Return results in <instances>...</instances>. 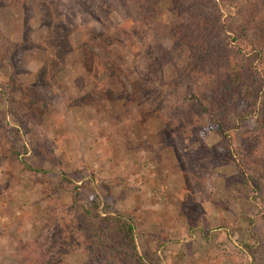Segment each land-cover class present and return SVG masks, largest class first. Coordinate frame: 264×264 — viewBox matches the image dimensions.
<instances>
[{
    "label": "rangeland",
    "instance_id": "1",
    "mask_svg": "<svg viewBox=\"0 0 264 264\" xmlns=\"http://www.w3.org/2000/svg\"><path fill=\"white\" fill-rule=\"evenodd\" d=\"M131 1L0 0V264H264V185H228L258 175L263 117L217 133L179 15ZM222 11L240 26L237 4ZM93 200L133 217V261L91 253Z\"/></svg>",
    "mask_w": 264,
    "mask_h": 264
},
{
    "label": "trees",
    "instance_id": "2",
    "mask_svg": "<svg viewBox=\"0 0 264 264\" xmlns=\"http://www.w3.org/2000/svg\"><path fill=\"white\" fill-rule=\"evenodd\" d=\"M146 1L150 4L155 1L160 13L171 11L179 15L180 22L173 28V35L177 42L186 41L188 44L189 60H192L188 63L189 74L203 79L208 72L213 83L210 84L209 94L205 95L206 106L200 96L192 94L191 99L207 116L210 124L217 127V133L228 137L223 127L227 119L233 118L231 115L236 119H233L232 131L251 116V110L263 117L253 130L252 153L255 159L258 157L260 160L258 175L254 178L251 174H242L228 184L230 193L237 191L248 194L254 189L256 194L264 185V0ZM223 4H237L241 12L238 28H230L229 22L224 20ZM147 8L148 13L144 15L147 23L159 19L161 14L157 15L156 9L151 12L148 5ZM36 171L47 173L43 169ZM63 177L64 181L70 183L64 174ZM77 195L75 193V197ZM83 220L82 231L87 235L91 253L106 255L111 260L123 263L139 256L135 223L129 214L112 211L110 205L100 209L99 202L93 200ZM247 220L254 223L252 218ZM260 251V261L264 262V251ZM256 253L252 252L254 257L258 256ZM135 262L146 264L139 257Z\"/></svg>",
    "mask_w": 264,
    "mask_h": 264
}]
</instances>
